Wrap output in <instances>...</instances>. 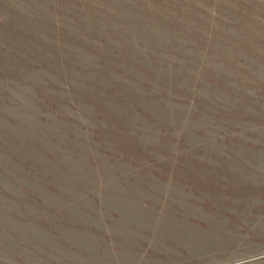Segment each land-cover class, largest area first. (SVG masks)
<instances>
[{
  "label": "rangeland",
  "instance_id": "obj_1",
  "mask_svg": "<svg viewBox=\"0 0 264 264\" xmlns=\"http://www.w3.org/2000/svg\"><path fill=\"white\" fill-rule=\"evenodd\" d=\"M0 264H264V0H0Z\"/></svg>",
  "mask_w": 264,
  "mask_h": 264
}]
</instances>
